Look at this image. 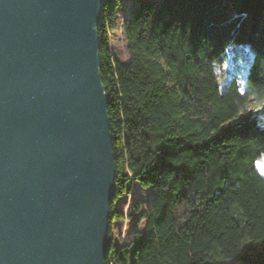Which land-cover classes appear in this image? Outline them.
<instances>
[{
  "label": "trees",
  "instance_id": "obj_1",
  "mask_svg": "<svg viewBox=\"0 0 264 264\" xmlns=\"http://www.w3.org/2000/svg\"><path fill=\"white\" fill-rule=\"evenodd\" d=\"M118 6L104 5L101 77L111 224L132 230L120 245L110 231L106 264H264V0H137L125 62L110 44ZM134 182L147 196L125 217L115 203Z\"/></svg>",
  "mask_w": 264,
  "mask_h": 264
},
{
  "label": "water",
  "instance_id": "obj_2",
  "mask_svg": "<svg viewBox=\"0 0 264 264\" xmlns=\"http://www.w3.org/2000/svg\"><path fill=\"white\" fill-rule=\"evenodd\" d=\"M106 0H0V264H106L118 193Z\"/></svg>",
  "mask_w": 264,
  "mask_h": 264
},
{
  "label": "rangeland",
  "instance_id": "obj_3",
  "mask_svg": "<svg viewBox=\"0 0 264 264\" xmlns=\"http://www.w3.org/2000/svg\"><path fill=\"white\" fill-rule=\"evenodd\" d=\"M137 4V0H119L118 10L116 11L115 22L109 26L110 32V44L114 51L115 56L122 62L127 60L128 50L127 42L123 32V26ZM244 74H242L241 82H243ZM222 86L225 82L222 80ZM264 103V101H263ZM251 108H256L257 104H250ZM261 123H264V119H259ZM258 165L262 172H264V155L258 161ZM147 196V191L138 183H133L132 191L129 194L121 195L115 206L124 213L125 217L128 216L130 211H132L133 202L136 199H145ZM112 236L116 245H120L127 242L131 238L132 222L131 220L120 218L114 221L112 225ZM220 264H242L236 260L225 261Z\"/></svg>",
  "mask_w": 264,
  "mask_h": 264
},
{
  "label": "bare ground",
  "instance_id": "obj_4",
  "mask_svg": "<svg viewBox=\"0 0 264 264\" xmlns=\"http://www.w3.org/2000/svg\"><path fill=\"white\" fill-rule=\"evenodd\" d=\"M259 166V165H258Z\"/></svg>",
  "mask_w": 264,
  "mask_h": 264
}]
</instances>
